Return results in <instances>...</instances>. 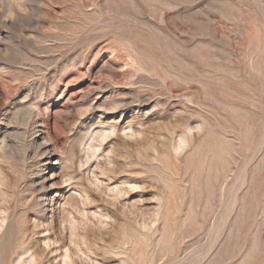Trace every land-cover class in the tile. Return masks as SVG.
I'll return each instance as SVG.
<instances>
[{
  "label": "rangeland",
  "instance_id": "rangeland-1",
  "mask_svg": "<svg viewBox=\"0 0 264 264\" xmlns=\"http://www.w3.org/2000/svg\"><path fill=\"white\" fill-rule=\"evenodd\" d=\"M0 236V264H264V0H0Z\"/></svg>",
  "mask_w": 264,
  "mask_h": 264
},
{
  "label": "bare ground",
  "instance_id": "bare-ground-1",
  "mask_svg": "<svg viewBox=\"0 0 264 264\" xmlns=\"http://www.w3.org/2000/svg\"><path fill=\"white\" fill-rule=\"evenodd\" d=\"M37 133H38V131H37ZM46 145H47V144H46ZM40 147H41V146H40ZM42 148H43V149H42ZM42 148H41L42 150L39 149L41 155H43V156H46V155L49 156V155L52 154V153L49 151V149H47V147L43 146ZM39 150H38V152H39ZM38 155H39V154H38ZM39 156H40V155H39ZM42 158H43V157H42ZM50 160H51V156L49 157V161H50ZM52 161H53V160H52ZM47 162H48V161H47ZM49 163H50V162H49ZM46 167H47V166H46ZM43 168H44V167H43ZM49 168H50V167H49ZM43 170H44V169H43ZM41 171H42V169H41ZM38 172H39V171H38ZM40 174H41V173H40ZM41 178H42L44 181L49 180V179H47V178H48L47 176H43V177H41ZM34 184H35V183H34ZM31 186H32V185H31ZM43 186H44V185H43ZM43 186H42V187H43ZM45 186H46V185H45ZM52 186H53V185H52ZM52 186H51V187H52ZM43 188H45V187H43ZM40 189H42V188H40ZM45 190H46V189H45ZM47 190H49V188H48ZM42 196H43V195H42ZM44 196H45V195H44ZM40 197H41V196H40ZM43 198H44V197H43ZM34 199H35V198H34ZM46 202H47L46 199H45V200H43V199L41 200V199H40V200L38 201V205L42 206V207H41V211H43V212L46 210V207H45ZM24 204H25V203H24ZM24 204H23V205H24ZM36 204H37V203H36ZM48 204H49V203H48ZM51 204H52V203H51ZM30 207H31V206H30ZM22 208H23V207H22ZM22 208H21V209H22ZM23 209H24V208H23ZM23 209H22V210H23ZM39 209H40V207H39ZM27 210H28V209H27ZM30 211H31V210H30ZM45 212H46V211H45ZM45 212H44V213H45ZM19 213H20V212H19ZM19 213H18V214H19ZM40 213H42V212H40ZM44 213H43V214H44ZM23 214H24V213H23ZM41 215H42V214H41ZM12 223H13V222H12ZM9 224H10V223H9ZM7 228H8V227H7ZM20 228H21V227H20ZM22 228H23V227H22ZM22 228H21L20 230L23 231ZM11 229H12V227H11ZM7 230H8V229H7ZM56 230H57V228H56ZM22 231H20V232H22ZM58 231H59V230H58ZM23 232H24V231H23ZM70 234H71V232H70ZM2 236H3V235H2ZM2 236H0V239H1ZM20 236H21V235H20ZM48 239H50V238L47 237V240H48ZM20 241H21V240H20ZM23 241H24V240H23ZM23 241H21V242L23 243ZM24 243H25V242H24ZM17 244H18V243H17ZM24 245H25V244H24ZM64 245H65V244H62V246H64ZM48 247H49V246H48ZM50 247H51V246H50ZM24 250H26V249H24ZM57 250H58V249H57ZM64 256H65V257L68 256V250H67V249L65 250V254H64Z\"/></svg>",
  "mask_w": 264,
  "mask_h": 264
}]
</instances>
